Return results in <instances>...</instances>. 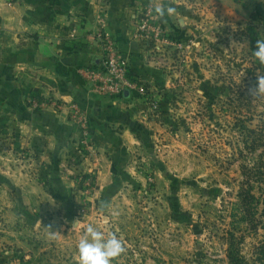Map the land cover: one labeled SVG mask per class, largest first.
I'll return each instance as SVG.
<instances>
[{
  "label": "rangeland",
  "instance_id": "374dc122",
  "mask_svg": "<svg viewBox=\"0 0 264 264\" xmlns=\"http://www.w3.org/2000/svg\"><path fill=\"white\" fill-rule=\"evenodd\" d=\"M33 1L0 0V264H229L230 229L244 236L253 262L264 205L253 231L240 222L238 192L241 164L256 156L246 155L241 127L264 117V0H248L242 22L195 25L168 41L159 24V37L145 39L163 42L156 57L168 86L157 96L143 93L154 122L135 120L139 146L128 152L113 140L109 184L100 181V166L83 165L100 154L91 150L92 134L69 138L59 170L52 156H41L45 140L18 123L19 103H6L2 54L17 34L22 42L38 37L34 25L15 22ZM25 72L30 86L34 70ZM29 89L23 113L62 109L61 99ZM66 191L72 202L65 207L58 196Z\"/></svg>",
  "mask_w": 264,
  "mask_h": 264
},
{
  "label": "crops",
  "instance_id": "0c3cea01",
  "mask_svg": "<svg viewBox=\"0 0 264 264\" xmlns=\"http://www.w3.org/2000/svg\"><path fill=\"white\" fill-rule=\"evenodd\" d=\"M248 4L251 5L248 0L33 1L32 5L28 4L33 7L32 11L15 17V22L22 25V29L25 24L34 25L38 37H28L22 42V37L17 34L15 43L11 42L14 49L8 51L6 47L2 54L3 70L5 67L9 71L1 80L6 103H19L18 123L29 131L30 136L37 135L45 140L41 156L50 161L51 156L52 159L55 156L59 170L60 165L67 166L62 154L67 150L69 138L83 132L69 115L71 106L74 104L82 112L86 111L84 115L91 123L87 133L92 134L95 141L91 150L100 154L88 157L83 165L100 166L99 179L109 184L117 163V158L110 157L113 140L117 136L122 148L130 152L139 146L135 120L140 118L147 123L154 120L148 116V97L138 88L125 90L119 95H102L89 82L83 69L102 63L106 51L102 41L111 40L115 50L128 59L130 75L136 86L142 85L147 93L157 96L168 86L161 60L156 57L162 55L163 42L156 43L138 36L139 15L152 7L155 20L163 26L168 41L169 36L192 32L195 25L198 28L203 23L216 24L221 19L242 22L246 20ZM44 24H48V32L40 29ZM26 68L34 70L28 81L30 86L26 83ZM28 88L32 94H51L61 99L62 109L23 113ZM13 96L16 102H13Z\"/></svg>",
  "mask_w": 264,
  "mask_h": 264
},
{
  "label": "trees",
  "instance_id": "16d2710c",
  "mask_svg": "<svg viewBox=\"0 0 264 264\" xmlns=\"http://www.w3.org/2000/svg\"><path fill=\"white\" fill-rule=\"evenodd\" d=\"M246 27L253 31L250 23ZM250 39L254 47L256 36L251 34ZM241 128H243L241 132L244 136L246 155L256 154V156L252 157V159L247 157L249 161H244L241 164L243 179L238 192L239 205L241 207L239 219L240 222L245 223L253 231H258L259 222L263 219L260 220L256 217V210H258L260 205H264V117L261 118V122L257 127L244 125ZM53 164L55 168L58 166V159L55 156L53 157ZM58 198L65 207L72 202L67 191L63 196H58ZM262 214H264V208ZM233 224L235 223L233 222ZM227 234L226 243L228 244L229 264H264V240H261L259 244L254 246L253 262H250V259L244 254L241 247L244 236L236 235L233 229H230Z\"/></svg>",
  "mask_w": 264,
  "mask_h": 264
},
{
  "label": "built area",
  "instance_id": "2783aa9c",
  "mask_svg": "<svg viewBox=\"0 0 264 264\" xmlns=\"http://www.w3.org/2000/svg\"><path fill=\"white\" fill-rule=\"evenodd\" d=\"M162 27L157 23L154 17L152 7L139 15L137 34L142 39L158 38ZM105 54L102 63L98 66H91L83 69L89 82L97 93L102 95H119L125 90L139 89L141 93H145L144 86H136L132 80L129 70L128 59L120 55L109 39H105ZM157 108V104H154ZM72 119L76 123H80L83 134H87L86 116L77 105L71 106Z\"/></svg>",
  "mask_w": 264,
  "mask_h": 264
},
{
  "label": "water",
  "instance_id": "95a60500",
  "mask_svg": "<svg viewBox=\"0 0 264 264\" xmlns=\"http://www.w3.org/2000/svg\"><path fill=\"white\" fill-rule=\"evenodd\" d=\"M183 22V21H182Z\"/></svg>",
  "mask_w": 264,
  "mask_h": 264
}]
</instances>
